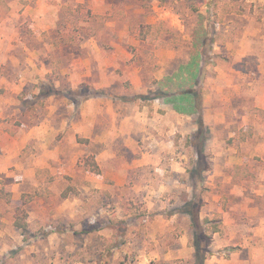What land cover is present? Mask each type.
Listing matches in <instances>:
<instances>
[{
  "label": "rangeland",
  "instance_id": "1",
  "mask_svg": "<svg viewBox=\"0 0 264 264\" xmlns=\"http://www.w3.org/2000/svg\"><path fill=\"white\" fill-rule=\"evenodd\" d=\"M218 1L0 0V264H264V0Z\"/></svg>",
  "mask_w": 264,
  "mask_h": 264
},
{
  "label": "trees",
  "instance_id": "2",
  "mask_svg": "<svg viewBox=\"0 0 264 264\" xmlns=\"http://www.w3.org/2000/svg\"><path fill=\"white\" fill-rule=\"evenodd\" d=\"M225 3H222V8L221 11L219 12L217 10L218 7V2L214 3V9L213 10V18L214 20H220L222 19V17L226 14H230V13H235V14H242L244 13V6H243V2L245 0H222ZM236 6L237 8L232 11L230 7H234ZM229 7V8H228ZM143 38H145V35H142ZM189 67V66H188ZM190 77L191 74L186 77H180L183 78V80H185L183 83H186L188 81H190ZM179 79V78H178ZM177 89V95L173 96V99L171 101H173L174 108L177 111H181V112H187L189 111L192 107L193 104L188 101V97L191 96V93L189 92L188 89L183 88L182 85ZM174 91L171 92H165V96L166 93H168V96L166 97V99L170 98L173 95ZM176 92V91H175ZM170 101V100H168ZM177 106H181L180 109H177ZM84 166L88 169V171L93 172L98 174L99 173V169L98 166L96 165L95 161L92 158H87L84 161ZM10 193L4 191L3 189H0V200H2L4 203L6 204H11V197H10ZM28 203V199L25 198L24 196H21V199L19 201V204L16 206L12 207L11 210V221H12V226L17 229L20 230L21 232H25L28 229V222H27V213L25 211V205ZM188 206V203L186 204ZM185 213L190 214V216L192 217L191 220L192 222L195 220V216L192 212V210H189L187 208H185ZM220 216L218 214H215L213 216V218L211 219H207L205 218L203 221V224H205V226L202 228V231L199 232V234L196 236L195 241H199V238H205L208 241L212 238L213 234H216L220 231ZM198 246H196V250H197ZM199 256H197L198 258L200 257V262L203 260L204 256L198 254Z\"/></svg>",
  "mask_w": 264,
  "mask_h": 264
}]
</instances>
